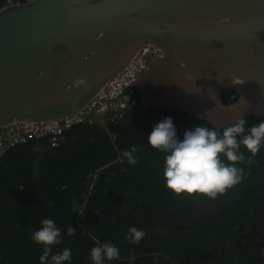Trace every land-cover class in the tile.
<instances>
[{
	"label": "trees",
	"instance_id": "obj_1",
	"mask_svg": "<svg viewBox=\"0 0 264 264\" xmlns=\"http://www.w3.org/2000/svg\"><path fill=\"white\" fill-rule=\"evenodd\" d=\"M26 1L0 0V8ZM135 95L136 104L116 123L72 124L57 146L51 147L48 137H35L0 156V264H40L43 246L32 235L48 218L62 237L50 256L71 249L64 264H94L91 249L105 243L120 254L104 264H264V146L251 162L241 146L246 159L236 166L243 169L242 179L225 193L178 196L164 184L165 153L147 141L154 126L171 117L180 140L194 126L223 128L156 106L115 136L99 134L138 114L136 89ZM221 97L232 104L238 93L224 90ZM244 119L246 129L264 121L255 115ZM133 146L138 147L135 165L123 156ZM69 226L76 229L74 236L67 235ZM133 226L146 233L139 244L126 238Z\"/></svg>",
	"mask_w": 264,
	"mask_h": 264
},
{
	"label": "water",
	"instance_id": "obj_2",
	"mask_svg": "<svg viewBox=\"0 0 264 264\" xmlns=\"http://www.w3.org/2000/svg\"><path fill=\"white\" fill-rule=\"evenodd\" d=\"M149 44L163 55L135 83L138 114L99 134L156 106L218 129L264 118V0H27L0 8V128L75 115ZM229 89L232 104L221 97Z\"/></svg>",
	"mask_w": 264,
	"mask_h": 264
},
{
	"label": "clouds",
	"instance_id": "obj_3",
	"mask_svg": "<svg viewBox=\"0 0 264 264\" xmlns=\"http://www.w3.org/2000/svg\"><path fill=\"white\" fill-rule=\"evenodd\" d=\"M231 83L241 85L244 79L232 76ZM74 85L85 89L88 87L84 78L74 81ZM247 124V120L241 117L224 127L222 132L205 126H194L192 130H186L183 140H180L171 117L159 121L147 141L151 147L165 153L163 162L165 187L178 196L199 194L215 198L240 183L243 169L238 168L236 164L246 159L244 153L240 151L241 146L251 153V156L247 157L249 162L264 146V121L246 129ZM137 151L138 147L133 146L123 152L129 164L137 163L139 159L135 155ZM222 157L231 163H225ZM41 225V228L32 235V240L43 246V254L39 257L40 264H49V258L50 264H64L70 261L72 252L68 248L50 256L52 246L62 243L60 229L56 227L55 222L50 218L43 219ZM75 233L76 229L69 226L67 235L71 237ZM128 233L126 238L133 244H139L146 236L143 230H138L134 226L128 229ZM119 254V249L111 243L93 247L90 253L94 264L116 260Z\"/></svg>",
	"mask_w": 264,
	"mask_h": 264
},
{
	"label": "built area",
	"instance_id": "obj_4",
	"mask_svg": "<svg viewBox=\"0 0 264 264\" xmlns=\"http://www.w3.org/2000/svg\"><path fill=\"white\" fill-rule=\"evenodd\" d=\"M151 55L161 56L163 50L153 44L144 46L123 68L114 75L93 99L78 113L64 119L17 121L0 128V156L10 147L26 143L31 138L48 137L50 146H57L72 124L94 122L96 112L116 123L127 106L136 104L135 83L148 67Z\"/></svg>",
	"mask_w": 264,
	"mask_h": 264
},
{
	"label": "crops",
	"instance_id": "obj_5",
	"mask_svg": "<svg viewBox=\"0 0 264 264\" xmlns=\"http://www.w3.org/2000/svg\"><path fill=\"white\" fill-rule=\"evenodd\" d=\"M97 119V121L101 122V123H106L108 120H106V118L100 114L99 112H96L94 115Z\"/></svg>",
	"mask_w": 264,
	"mask_h": 264
},
{
	"label": "rangeland",
	"instance_id": "obj_6",
	"mask_svg": "<svg viewBox=\"0 0 264 264\" xmlns=\"http://www.w3.org/2000/svg\"><path fill=\"white\" fill-rule=\"evenodd\" d=\"M93 115H95V113H94ZM87 122H89V121H87ZM98 122H99V121H98Z\"/></svg>",
	"mask_w": 264,
	"mask_h": 264
}]
</instances>
